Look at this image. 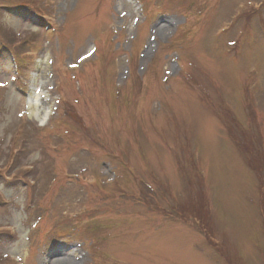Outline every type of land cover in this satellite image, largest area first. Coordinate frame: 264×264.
I'll return each mask as SVG.
<instances>
[{
	"label": "rangeland",
	"instance_id": "1",
	"mask_svg": "<svg viewBox=\"0 0 264 264\" xmlns=\"http://www.w3.org/2000/svg\"><path fill=\"white\" fill-rule=\"evenodd\" d=\"M32 1L0 0V264H264V0Z\"/></svg>",
	"mask_w": 264,
	"mask_h": 264
},
{
	"label": "trees",
	"instance_id": "2",
	"mask_svg": "<svg viewBox=\"0 0 264 264\" xmlns=\"http://www.w3.org/2000/svg\"><path fill=\"white\" fill-rule=\"evenodd\" d=\"M11 1V3L10 4H13L12 6H16V7H31V9H33L34 11H35V14L37 15V16H44L43 15V13L41 12V10H40V7L39 6H37V4H35V2L34 1H27V0H10ZM3 2H7V1H3ZM8 3V2H7ZM0 33H1V35H2V37L4 38V40L6 41V42H9V41H11V42H13V39L11 38V36L10 35H6V33H4L3 31H1L0 30ZM1 45H5V44H3V42L1 43ZM6 46V45H5ZM13 46V45H12ZM12 46L10 47L8 44H7V46L6 47H8L9 49H11L12 48ZM13 49H15V48H13ZM10 52H12V55H13V57L16 59V56H17V54H16V51H12V50H10ZM228 118H226V119H224V123L225 124H227V126H229L230 127V125L228 124ZM256 167V166H255ZM254 167V168H255ZM255 170H257L256 168H255ZM197 205V204H196ZM197 207H200V208H202L201 210H198V212H197V217L196 218H193V220L195 221V224L196 225H200V224H202V228L204 229V232H209V222H208V218H207V216L208 215H206V213H205V211L204 210H206V207H203V206H201L200 204L197 206ZM201 211V212H200ZM203 215H204V217H205V219L203 218ZM181 217V216H180ZM184 219H186V217L184 218ZM189 219V218H188ZM193 221V222H194ZM206 227H207V229H206Z\"/></svg>",
	"mask_w": 264,
	"mask_h": 264
},
{
	"label": "bare ground",
	"instance_id": "3",
	"mask_svg": "<svg viewBox=\"0 0 264 264\" xmlns=\"http://www.w3.org/2000/svg\"><path fill=\"white\" fill-rule=\"evenodd\" d=\"M33 109L28 112L35 120H37V123L43 124L47 119V110L41 109L39 106H37V103H33Z\"/></svg>",
	"mask_w": 264,
	"mask_h": 264
},
{
	"label": "snow or ice",
	"instance_id": "4",
	"mask_svg": "<svg viewBox=\"0 0 264 264\" xmlns=\"http://www.w3.org/2000/svg\"><path fill=\"white\" fill-rule=\"evenodd\" d=\"M0 86H2V85H0Z\"/></svg>",
	"mask_w": 264,
	"mask_h": 264
}]
</instances>
